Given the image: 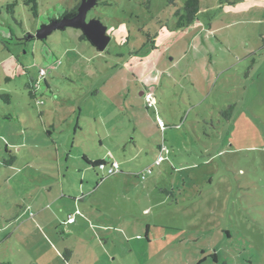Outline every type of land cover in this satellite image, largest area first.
Segmentation results:
<instances>
[{"label":"rangeland","instance_id":"374dc122","mask_svg":"<svg viewBox=\"0 0 264 264\" xmlns=\"http://www.w3.org/2000/svg\"><path fill=\"white\" fill-rule=\"evenodd\" d=\"M79 1L0 0V264H264V3Z\"/></svg>","mask_w":264,"mask_h":264},{"label":"water","instance_id":"95a60500","mask_svg":"<svg viewBox=\"0 0 264 264\" xmlns=\"http://www.w3.org/2000/svg\"><path fill=\"white\" fill-rule=\"evenodd\" d=\"M96 5L95 0H81L77 8L76 15L70 18H62L41 27L29 40H44L55 30H65L67 28L77 29L83 33L87 41L99 52L105 50L110 38L106 34V27L98 19L87 20V14Z\"/></svg>","mask_w":264,"mask_h":264},{"label":"trees","instance_id":"16d2710c","mask_svg":"<svg viewBox=\"0 0 264 264\" xmlns=\"http://www.w3.org/2000/svg\"><path fill=\"white\" fill-rule=\"evenodd\" d=\"M223 0L220 1V3L222 2ZM239 1H243V0H238ZM27 3H31L32 6H31V11L33 12V17H37V3H36V0H27L26 4ZM80 2H77V4L69 11H65L61 16H59L58 18L56 19H52L50 20V22H54V21H59L61 20L62 18H70V17H73L74 15H76V12H77V8L79 6ZM237 4L236 2H229L228 0H225V5H235ZM14 5L12 4L10 7H13ZM200 0H185L184 1V5H183V13L182 14H179L177 12L176 16L178 17V20H177V23H176V29L177 30H184L185 28H189L191 27L192 23L196 20L197 18V15L200 13ZM76 31H79L77 29H74ZM81 33V31H79ZM79 41H85V42H88L86 37L83 35V33H81L79 35ZM35 81H31L30 79V82L27 83V88L29 89V94L31 95V97H35ZM231 109V107L229 108ZM47 135L49 136L50 133L47 132ZM160 152V151H159ZM113 162H116V161H111L109 163V167L111 166V164ZM89 163V162H88ZM117 163V162H116ZM90 164L95 167V168H102L106 165V163L104 161H95V162H90ZM118 164V163H117ZM108 167V168H109ZM108 171V170H107ZM118 172H119V164H118ZM117 172V173H118ZM116 173V174H117ZM108 175V174H107ZM110 176V175H108ZM139 176V175H138ZM137 176V177H138ZM142 180V179H141ZM213 259L215 260L216 262V256H213Z\"/></svg>","mask_w":264,"mask_h":264},{"label":"built area","instance_id":"2783aa9c","mask_svg":"<svg viewBox=\"0 0 264 264\" xmlns=\"http://www.w3.org/2000/svg\"><path fill=\"white\" fill-rule=\"evenodd\" d=\"M45 73H46V71L44 69H41L38 72V76H39L38 79L39 80L43 79L45 76ZM34 83H35V88L37 89V87L39 86L38 81H35ZM143 95H144L147 106L152 107L154 105L152 92L148 91V92H145ZM164 152H165V150H163V149L160 150L159 155L157 156V158L154 161V166H159L162 162L165 161ZM117 172H118V164L116 162H113L111 164V166L108 168L107 174L108 175H114ZM149 173H150L149 169L146 172H143L141 174V179L143 180L145 178V175L149 174Z\"/></svg>","mask_w":264,"mask_h":264},{"label":"crops","instance_id":"0c3cea01","mask_svg":"<svg viewBox=\"0 0 264 264\" xmlns=\"http://www.w3.org/2000/svg\"><path fill=\"white\" fill-rule=\"evenodd\" d=\"M255 1H256V0H255ZM260 1H261V2H253V0H252V1H247V0H245V1H242V3H250V2L253 3V4H252V7H253L252 9H253V11H254V12H255V11L258 12V11H262V10L259 9V5H258L257 3H261V5H263V3H264L262 0H260ZM239 3H241V2H239ZM236 5H239V4H235L234 7H236ZM250 5H251V4H250ZM250 5H249V6H245V7H250ZM223 6H224V5H223ZM223 6H221L220 8L223 9V8H224ZM243 7H244V6H243ZM243 9H245V8H243ZM252 9H250V10H252ZM227 11L229 12L228 9H227ZM257 20H258V19H257ZM211 27H212V25L209 26V28H211ZM211 29H212V28H211ZM31 81H32V79H31ZM37 88H38V87H37ZM146 92H148V91H146ZM149 92H151V91H149ZM144 93H145V92H141L140 94L143 95ZM162 149H163V148H162ZM163 150H165V149H163Z\"/></svg>","mask_w":264,"mask_h":264},{"label":"flooded vegetation","instance_id":"af4514ba","mask_svg":"<svg viewBox=\"0 0 264 264\" xmlns=\"http://www.w3.org/2000/svg\"><path fill=\"white\" fill-rule=\"evenodd\" d=\"M79 2L81 3V1H79ZM79 5H80V4H79ZM94 7H95V6H94ZM94 7H93V8H94ZM93 8H92V9H93ZM92 9H91V10H92ZM87 20H89V19H88V14H87ZM50 23H51V22H50ZM47 25H48V24H47Z\"/></svg>","mask_w":264,"mask_h":264}]
</instances>
